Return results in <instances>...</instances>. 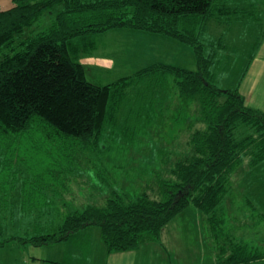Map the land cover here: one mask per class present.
Listing matches in <instances>:
<instances>
[{
	"label": "trees",
	"instance_id": "16d2710c",
	"mask_svg": "<svg viewBox=\"0 0 264 264\" xmlns=\"http://www.w3.org/2000/svg\"><path fill=\"white\" fill-rule=\"evenodd\" d=\"M56 5L60 9L51 24L45 30L35 31L36 21ZM2 6L0 47L9 48L0 60V145L12 150L10 136L30 130L27 138L30 133L35 140L41 139L38 144L44 146V141L49 147L45 152L35 150L30 158L25 155L21 158L25 169L42 176L37 182L30 179L17 184L11 167H0V196L10 198L4 205L15 206L16 191L22 197L39 191L48 208L64 207L58 199H64L66 183L60 177L55 182L51 174L63 163L59 151L67 146L66 157L70 162L75 156L72 152L77 153L83 147L98 148V155L104 150L109 152L99 142L104 125L110 121L108 102L114 92L112 86L118 81L147 78L150 72L164 69L174 75L178 94L196 100L201 110L190 124L185 145L179 143L176 149L171 148L182 149L179 151L184 153L173 156L170 167L163 159L170 162L172 156L163 155L171 150H158L162 155L159 169L164 174L148 184L150 187L156 183L157 196L149 193L151 187L137 196L129 194L124 187L120 191L112 189L101 204L71 210L45 233L4 236L0 229V247L66 240L75 231L93 225L99 227L108 253L121 252L160 239L166 224L188 206L202 209L208 225L209 218L222 221L216 206L229 189L227 180L236 168L240 153L250 156L252 164L264 160V112L247 106L237 88H218L211 82L214 59L204 53L205 45L200 39L208 19L236 14L241 18L251 17L250 6H230L224 0H5ZM111 28L164 34L191 45L196 68L156 63L111 83L91 82L85 65L74 55L72 39ZM113 102L114 98L110 106ZM33 125L35 132L30 129ZM241 127L247 132L238 137ZM126 130L124 136L132 141L133 136ZM69 139L72 141L68 144ZM78 163L72 164L73 169ZM210 212L213 214L208 215ZM210 234L213 235L212 231ZM224 247H217L215 264H241L264 258V253L259 251L251 256L243 252L224 255Z\"/></svg>",
	"mask_w": 264,
	"mask_h": 264
},
{
	"label": "rangeland",
	"instance_id": "374dc122",
	"mask_svg": "<svg viewBox=\"0 0 264 264\" xmlns=\"http://www.w3.org/2000/svg\"><path fill=\"white\" fill-rule=\"evenodd\" d=\"M4 1L0 0V7H4L2 6ZM228 1L231 3L234 0ZM260 1L262 0H258V2ZM59 9L60 6L56 5L50 12L40 17L33 25L34 30H45L51 24ZM259 13V18L258 15L254 14L251 19H233L232 24L229 23L231 24L229 29L227 24V33L231 36L229 43L231 46L233 44L235 46L226 51L230 55L228 59L223 56L226 55L223 50L214 46L215 56H218L220 61L218 65L215 64L210 68V78L211 82L218 88H235L249 65V70L243 77L244 84L241 86L248 85L250 81H257L253 85L255 87L251 97L248 98L247 105L264 111V74L257 79L259 73L250 70L254 69L251 68L250 61L254 57L252 55L255 50L254 46L260 40L259 30L264 22L261 23L260 16L264 15V9ZM209 22V30L204 31L203 36L214 38L218 34V30H226V28H219L225 21H222L217 15L211 18ZM234 31H236L235 34H233ZM100 37L103 40L102 48L115 46V41L111 40L109 36L105 38V35H101ZM18 40L20 41V39ZM234 40L235 42H232ZM237 40H239V44L236 43ZM150 41L149 38H147V41L142 39L141 44L146 45L148 48L149 45H152ZM172 42H175V40L170 39L168 43L159 46L154 44V48H148L149 53L148 49L144 52L140 50L142 46H138V49H135L132 45L130 47L132 51H139L141 56L149 57V60L161 54V58L164 60L176 61L183 66H190L193 62L196 63L192 49L190 50L193 57L188 48L179 47V42L177 45H171ZM116 46L119 47L120 44L117 43ZM8 48L9 46L0 47V60L4 58ZM124 51L117 50L115 52L116 56L113 58L111 66L108 67L111 68L109 69L111 72L96 71L91 73L86 68L87 79L91 82L106 83L115 81L119 76V79L124 78L121 77V75H124V71H128L127 73L130 75L134 69H137L138 64L135 59L131 60L124 54ZM126 52L130 56V52ZM207 52L208 47L205 46L204 53ZM259 59L264 62L262 55ZM79 60L85 62L87 58L81 56ZM194 64L192 66L196 68V64L195 66ZM115 85L112 86L114 92L111 93L114 102L111 106L112 99L109 98L108 102L107 115H110L108 118L110 121H107L108 123L104 125L99 142L109 149V152L107 153L104 150L98 155V148L90 150L88 147H83L77 153L72 152L75 156L70 162L66 157L68 148L62 146L64 149H60L58 157L62 159L63 163L59 164L58 170L51 171V174L55 182L60 177L63 178V183H66V187H63L65 189L64 199H58L61 205L64 203V207L48 208L50 206L47 205L43 194L39 191H34L27 197H22L21 192L16 191L15 206L13 203L4 205L6 199L10 200V198L6 195L0 196V229L4 236L45 233L64 220V216L71 210L84 207L87 204H101L112 189L120 191L124 187L129 194L137 196L142 191H149L147 189L149 180L152 179L156 182L164 174L159 169V159L161 160L162 155L158 154V150L168 151L167 149L171 150L179 143L183 147L190 124L199 115L201 107L196 100L185 99L178 94L174 75L164 69H156V71L150 72L147 78H138L132 81L131 79H124V81H118ZM112 89L111 91H113ZM30 129L35 132L33 130L35 129L34 125ZM125 129H127L129 135L133 136L132 141L127 140L124 136ZM240 129L243 130L242 133L236 134L238 137L247 132L244 127ZM118 130L120 133L123 131V133L119 134ZM28 131L10 136L12 143H9V145L12 150H9L3 144L0 145V167L7 168L10 166L18 180L17 184L25 181L29 182L30 179L37 182L39 177L42 179V176H35L32 169H25L21 158L24 155L26 158H30L35 150L45 152L49 149L47 142L43 141L44 146L38 144L41 139L35 140L30 133L27 138ZM20 139L23 141L20 142ZM25 139H27L26 143H24ZM71 141L69 139L68 144ZM179 150L182 149H172L163 156H169L170 154L176 158V156L184 153ZM44 155L46 156V154ZM172 157L170 162L163 159L166 163L168 162L166 166H171L172 160L175 159ZM74 162H79V165L73 169L72 164ZM154 185L150 186L149 191L153 197L157 196V186ZM226 185L229 186V189L225 191L226 194L224 193L221 197L222 200L219 201L225 209L224 218L220 223L214 218H209V231L211 230L213 233V235H210L212 240L210 247L202 242V237L204 239V234L208 228L205 219L207 215L203 217V211L199 208L201 212L197 216L196 210H191L190 215L187 214L189 212L185 211L184 214L175 215L166 224L162 230L160 240L140 244V250L137 252L140 253L139 255L146 254L147 250L150 249L142 264H213V252L217 251L219 245L225 246L226 252L224 255L232 252L234 254L243 252L245 256H251L254 255V251L261 252L260 249L264 248V222L259 225H252L250 222L254 220L255 216L252 217L250 212H258L256 209L264 211V161L252 164L250 156L240 153L236 168L230 172ZM17 187L19 188V185ZM2 188L3 186H1ZM57 189L62 191L61 188H56V191ZM238 193L242 199L238 197ZM243 194L250 195L251 202L254 204V208L257 207L256 209H249L247 205L245 206L246 198ZM56 197L57 195L54 196L55 199ZM189 209L195 208L190 207ZM38 214L41 216H38ZM212 214L210 212L208 215ZM232 215H235L236 219L228 220V217H232ZM85 231L86 233L82 229L75 231L76 234L72 233L73 235L66 241L63 239L47 244H5L0 247V264L107 263L109 258L101 239L99 227L89 225ZM75 235H77L76 238H74ZM234 236L235 238H232ZM153 245L166 246L167 255L162 256V251ZM241 264H264V258L246 261Z\"/></svg>",
	"mask_w": 264,
	"mask_h": 264
},
{
	"label": "crops",
	"instance_id": "0c3cea01",
	"mask_svg": "<svg viewBox=\"0 0 264 264\" xmlns=\"http://www.w3.org/2000/svg\"><path fill=\"white\" fill-rule=\"evenodd\" d=\"M224 2L230 6H237V7L250 6V9L252 11V17H242L244 19H246V18L251 19V18H253L254 14L258 15V18H259V15H260L259 11H263V9H264V0H262L260 2H258V0H234L231 3L228 0H224ZM225 17H227V18H223V17L220 18L222 21H225V22L223 24H221L222 26H220L219 28H226V30L225 31L218 30V34L215 36L216 38L214 37L215 39L211 38V37L203 36L204 31L209 30V24H211V22H209V21H211V19H208V21L205 22L202 33H201L202 41L204 42V45L208 47V52L206 54L208 56H212L214 59L213 65H215V64L218 65L220 58L218 59V56H215L216 54H215L214 50H213V52H211L212 51L211 48L214 49V46H217L218 49L223 50V53L225 52L224 54H226V55H223V56L226 57V59H228V57L230 55L227 54L226 51L231 50V47L233 48L235 46V44L232 43L233 46H231V44L229 43L231 36L229 33H227V24H228V29H229L231 24H232L233 19H238V18L242 19L241 17H239L238 14H236L234 16L232 15V16H225ZM260 17H261V23H262V21H264V15H262ZM208 22H209V24H208ZM229 23H231V24H229ZM108 32H111V33H108ZM235 33H236V31H234L233 34H235ZM101 35H105V38L107 36H109L111 40L115 41L114 42L115 46H109L108 48H105V47L102 48L103 40L100 37ZM259 35H260V40L254 46L255 50L252 53V55H254V57H252V60L250 61L251 62L250 63L251 68H254V69H250V70H253V71H256L259 73L257 79L259 77H261V75L263 76V74H264V62L260 61V59H259L261 57V55L264 58V22L262 23V25L260 27ZM147 38H149V40H151L150 43H152V45H149L148 48H154V44H156V46H159L160 44L168 43V40L171 39V40H175V42H172L171 45H177V43L179 42V44H178L179 47L188 48L189 50L192 49L194 52V49L191 45L184 44V43L178 41L177 39L171 38V37L166 36L164 34L150 33L147 31L132 30V29H127V28H111V29H108L105 31L90 34V35L85 36V37H75L72 39L73 41L71 43H72V47L74 49L75 57H77L79 59L81 56L84 58H87V60L85 62H82V63L85 65L86 68H88L91 71V73H94L96 71L111 72L109 70L111 68H108V67H109V65L111 66L112 60L116 56L115 52H117V50H121V51L125 50L124 54H126L131 60L135 59L136 63L138 64L137 69H134L130 75H128L129 74V73H127L128 71H124L126 69V67H128V66H126L124 70L122 69L124 71V75L122 76L120 74L121 77H127V76L131 77L137 71H139L141 68H144V67H147L151 64H156V63H166V64H172V65H176V66H180V67H184V68L194 69L192 66L194 64V62L190 66H183L181 63L176 62V61L169 62V61L164 60L163 58H161L162 57L161 54L158 56H155V57H153V59L149 60V57L147 58L145 56H141V54H139V51L135 52V51L131 50L130 45H132L135 49H138V46H142V48L140 50H142L143 52L146 51V49H148V48L146 45L141 44V40L144 39L145 41H147ZM238 41L239 40H237L236 43H238ZM232 42H235V40ZM117 43L120 44L119 47L116 46ZM153 50H152V52H153ZM126 51L130 52V56L128 55V53ZM149 52H150V50L148 49V53ZM190 54L192 56L191 50H190ZM194 55H195V52H194ZM194 58L196 60V56ZM195 64H194V66H195ZM128 68H131V67H128ZM248 68H249V65L247 66V71L249 70ZM247 71H245L244 76L246 75ZM243 77H242L243 81L241 79L240 80L241 83L239 81L237 83V86H235V88H237L238 91L240 92V94L243 95L245 104L247 105L248 98L251 97V94L253 92V88L255 87L253 85L256 83L257 80L255 82L250 81L248 83V85L241 86L244 84V78ZM119 78H120V76H119ZM119 78H117V79H119ZM111 82H114V81H110V82H106V83H100V84H107V83H111ZM96 83H98V82H96ZM226 88H229V87H226ZM261 161H264V160H261ZM239 193L241 194V192H239ZM239 193H238V195H239ZM243 195L246 198L245 206L247 205V207L249 209L254 208V204L251 202L250 195L249 196L247 194H243ZM238 197L240 199H242L240 197V195ZM235 198H236V196H235ZM220 204L221 203H219V205H217L216 212L218 213V216L220 214H221L220 216H225L224 215L225 209ZM233 206H235V204H233ZM190 207H194V206H188L187 208H185L180 213L184 214V212L187 211V212H189L187 214L190 215L191 214L190 212H192L191 210H196V216L198 214H200L199 212H201V211L198 208L194 207L195 209H189ZM256 208H254V209H256ZM239 210H240V208H239ZM256 210H258V212H255V213L250 212V213H252L251 214L252 217L255 216L254 220H252V222H250V223H252V225H259V224H262L264 222V211H261L260 209H256ZM204 215L205 214L202 212L203 217H204ZM203 217H202V219H203ZM233 219H236L235 215H232V217H228V220H233ZM207 227L208 228L206 229V233L204 234V239L202 237V242L204 244H206V246L210 247L209 245L212 241L211 236H210L211 231H209V225L208 224H207ZM85 229L86 228H84L83 231L86 233ZM76 237H77V235H75L74 238H76ZM233 238H235V236ZM153 246L155 248H159L162 251V253H163V254H161L162 256L167 255L168 251H166V249H165L166 246H163V247L161 245H159V247H158V245H153ZM139 250L140 249L138 247L136 249L121 251V252H109V253L106 252L109 260H107V263L101 262L99 264H132V263L142 264L143 261L147 258L146 255L149 254L150 249L147 250L146 254L142 253V255H139L140 253H137V252H139ZM260 250H261V252H264V248H261ZM213 254H214V256H213L214 261L212 263L215 264V261H216L215 260L216 259L215 252H213ZM136 257H138V258H136ZM108 261H110V262H108Z\"/></svg>",
	"mask_w": 264,
	"mask_h": 264
}]
</instances>
